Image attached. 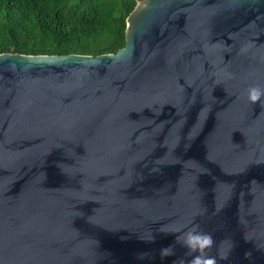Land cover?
Returning <instances> with one entry per match:
<instances>
[{"label": "water", "instance_id": "obj_1", "mask_svg": "<svg viewBox=\"0 0 264 264\" xmlns=\"http://www.w3.org/2000/svg\"><path fill=\"white\" fill-rule=\"evenodd\" d=\"M253 86L264 0H136L114 54H0V264H190L194 225L264 264Z\"/></svg>", "mask_w": 264, "mask_h": 264}, {"label": "trees", "instance_id": "obj_2", "mask_svg": "<svg viewBox=\"0 0 264 264\" xmlns=\"http://www.w3.org/2000/svg\"><path fill=\"white\" fill-rule=\"evenodd\" d=\"M141 1V0H139ZM136 0H0V54H114Z\"/></svg>", "mask_w": 264, "mask_h": 264}, {"label": "clouds", "instance_id": "obj_3", "mask_svg": "<svg viewBox=\"0 0 264 264\" xmlns=\"http://www.w3.org/2000/svg\"><path fill=\"white\" fill-rule=\"evenodd\" d=\"M247 99L251 104L264 101V88L259 86L250 87L247 89ZM181 242L188 250L189 255L194 254L190 264H217L216 258L207 254L215 244L213 236L210 233L200 231L198 225H194L184 232ZM171 254V248L161 251L162 256Z\"/></svg>", "mask_w": 264, "mask_h": 264}]
</instances>
